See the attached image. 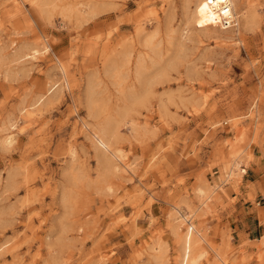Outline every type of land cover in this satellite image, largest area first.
I'll return each mask as SVG.
<instances>
[{"label": "rangeland", "instance_id": "374dc122", "mask_svg": "<svg viewBox=\"0 0 264 264\" xmlns=\"http://www.w3.org/2000/svg\"><path fill=\"white\" fill-rule=\"evenodd\" d=\"M195 1L0 0V264H264V0Z\"/></svg>", "mask_w": 264, "mask_h": 264}, {"label": "bare ground", "instance_id": "6f19581e", "mask_svg": "<svg viewBox=\"0 0 264 264\" xmlns=\"http://www.w3.org/2000/svg\"><path fill=\"white\" fill-rule=\"evenodd\" d=\"M193 7H194L193 12H191L192 16L190 15L191 19L194 21L195 26L201 30L207 31L208 29V31H210L209 29H216L218 27H221L223 29H229V28L231 29V27L237 25L240 9L238 10L236 0H196ZM225 9H227V12H225ZM246 12L248 13V11ZM244 15L247 16V14ZM201 21L204 22L201 23ZM97 134L98 136L95 137L97 143L103 147H106L108 144L107 141L104 140V138L99 133ZM179 216L180 217L182 216V219H186L185 216H183V214H179ZM188 220L189 223L187 224V227L183 234V242H184L183 259L190 261V263H195L198 260V257L191 256L190 248L193 242L199 241V239L195 236L194 231H198L200 235L201 234L200 231L202 230H199L198 228L195 229V226L191 220V216L189 217Z\"/></svg>", "mask_w": 264, "mask_h": 264}, {"label": "snow or ice", "instance_id": "6c2138e0", "mask_svg": "<svg viewBox=\"0 0 264 264\" xmlns=\"http://www.w3.org/2000/svg\"><path fill=\"white\" fill-rule=\"evenodd\" d=\"M202 11H203V9H202ZM225 12H227V9H225ZM204 21H201V23H203Z\"/></svg>", "mask_w": 264, "mask_h": 264}]
</instances>
